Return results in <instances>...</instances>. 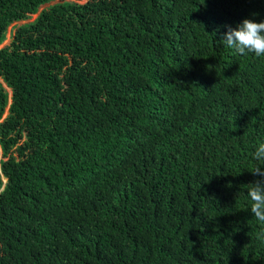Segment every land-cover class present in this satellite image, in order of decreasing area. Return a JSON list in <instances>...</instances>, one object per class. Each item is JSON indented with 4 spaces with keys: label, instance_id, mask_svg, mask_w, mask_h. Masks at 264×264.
<instances>
[{
    "label": "trees",
    "instance_id": "1",
    "mask_svg": "<svg viewBox=\"0 0 264 264\" xmlns=\"http://www.w3.org/2000/svg\"><path fill=\"white\" fill-rule=\"evenodd\" d=\"M244 19L264 0H0V264H264Z\"/></svg>",
    "mask_w": 264,
    "mask_h": 264
},
{
    "label": "clouds",
    "instance_id": "2",
    "mask_svg": "<svg viewBox=\"0 0 264 264\" xmlns=\"http://www.w3.org/2000/svg\"><path fill=\"white\" fill-rule=\"evenodd\" d=\"M224 27L226 31L220 41L229 49L240 55L264 56V21L257 23L251 19H244L235 26L225 25ZM253 155L255 160L264 161V142L256 146ZM251 173L260 179L242 187L246 189V195L251 201L252 215L259 222L264 223V167H255Z\"/></svg>",
    "mask_w": 264,
    "mask_h": 264
},
{
    "label": "rangeland",
    "instance_id": "3",
    "mask_svg": "<svg viewBox=\"0 0 264 264\" xmlns=\"http://www.w3.org/2000/svg\"><path fill=\"white\" fill-rule=\"evenodd\" d=\"M36 18V16H34L29 22H32L34 19ZM24 24V22L18 23L17 25H22ZM16 24H14L10 29H9V34H8V39L6 40V42H4L3 45L0 46V48L5 47L6 45H8L10 43V39H11V30L12 28L15 26Z\"/></svg>",
    "mask_w": 264,
    "mask_h": 264
}]
</instances>
